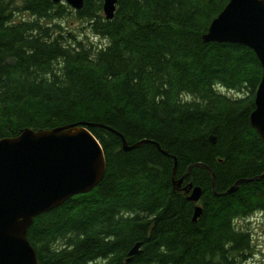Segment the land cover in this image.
I'll list each match as a JSON object with an SVG mask.
<instances>
[{
    "label": "trees",
    "instance_id": "obj_1",
    "mask_svg": "<svg viewBox=\"0 0 264 264\" xmlns=\"http://www.w3.org/2000/svg\"><path fill=\"white\" fill-rule=\"evenodd\" d=\"M102 2L0 0V139L85 122L106 160L92 190L34 217L38 264H239L251 238L236 222L264 225V141L249 120L262 67L247 46L202 40L228 0H116L112 19ZM69 15L105 42L65 31ZM182 176L197 203L174 190Z\"/></svg>",
    "mask_w": 264,
    "mask_h": 264
},
{
    "label": "water",
    "instance_id": "obj_2",
    "mask_svg": "<svg viewBox=\"0 0 264 264\" xmlns=\"http://www.w3.org/2000/svg\"><path fill=\"white\" fill-rule=\"evenodd\" d=\"M52 1L64 2L76 10L84 4V0ZM115 9L116 0H103L106 19H112ZM202 40L241 44L255 53L262 73L249 120L264 141V0H228L211 20ZM90 126L81 122L37 131L24 129L14 137L0 139V264H38L27 238L34 217L76 194L89 192L102 179L105 155ZM209 139L215 140L214 136ZM140 143L130 147L124 141L123 148L129 150ZM183 178L173 179L174 190L179 189ZM262 178L264 173L255 179ZM241 182L236 181L219 195L233 193ZM187 187L192 189L189 199L198 201L202 189L191 183ZM201 213V205L197 204L192 220L196 221ZM140 245L136 242L131 247L127 261L139 253Z\"/></svg>",
    "mask_w": 264,
    "mask_h": 264
},
{
    "label": "rangeland",
    "instance_id": "obj_3",
    "mask_svg": "<svg viewBox=\"0 0 264 264\" xmlns=\"http://www.w3.org/2000/svg\"><path fill=\"white\" fill-rule=\"evenodd\" d=\"M65 31H70L74 35L92 45L104 43L105 39L95 35L90 28L85 26V23L76 19L74 16H66L56 19ZM228 95L234 94L232 91L223 90ZM191 98V96H188ZM240 227H243L250 232L251 250L245 253V257L239 264H264V225L263 216L260 214H252L246 218L239 219L236 222Z\"/></svg>",
    "mask_w": 264,
    "mask_h": 264
},
{
    "label": "bare ground",
    "instance_id": "obj_4",
    "mask_svg": "<svg viewBox=\"0 0 264 264\" xmlns=\"http://www.w3.org/2000/svg\"><path fill=\"white\" fill-rule=\"evenodd\" d=\"M83 7V6H82ZM74 9V8H73ZM81 9V8H80ZM74 10H76V9H74ZM78 10V9H77ZM250 124H251V122H250ZM94 136V135H93ZM95 137V136H94ZM96 138V137H95ZM98 141V140H97ZM99 143V142H98ZM100 144V143H99ZM101 146V145H100ZM102 148V147H101ZM104 175V174H103ZM184 177V176H183ZM103 178V177H102ZM185 178V177H184ZM184 178H183V180H184ZM102 180V179H101ZM100 180V181H101ZM183 182V181H182ZM182 182H181V185H182ZM191 182H189L188 184H190ZM188 184L187 185H185V186H181L180 185V187H179V189L180 188H182L183 190H185L187 193H188V195H187V198L189 199V196L191 195V193H192V189H191V187H187L188 186ZM192 185H193V183H191ZM95 187V186H94ZM201 188V187H200ZM200 199V198H199ZM190 201H192L191 199H189ZM199 201V200H198ZM198 201H193V202H195V203H197ZM197 204H195V206H196ZM194 206V207H195ZM29 241V240H28ZM30 243V242H29ZM31 245V244H30ZM35 251V250H34ZM36 254V253H35ZM38 263V262H37Z\"/></svg>",
    "mask_w": 264,
    "mask_h": 264
}]
</instances>
